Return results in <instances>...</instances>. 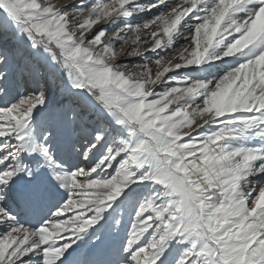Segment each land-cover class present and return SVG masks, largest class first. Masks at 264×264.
I'll return each mask as SVG.
<instances>
[{"label": "snow or ice", "instance_id": "6c2138e0", "mask_svg": "<svg viewBox=\"0 0 264 264\" xmlns=\"http://www.w3.org/2000/svg\"><path fill=\"white\" fill-rule=\"evenodd\" d=\"M0 264H264V0H0Z\"/></svg>", "mask_w": 264, "mask_h": 264}, {"label": "rangeland", "instance_id": "374dc122", "mask_svg": "<svg viewBox=\"0 0 264 264\" xmlns=\"http://www.w3.org/2000/svg\"><path fill=\"white\" fill-rule=\"evenodd\" d=\"M59 2L60 3H64V2H66V0H59ZM171 53H169V55H170Z\"/></svg>", "mask_w": 264, "mask_h": 264}]
</instances>
